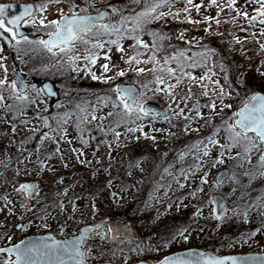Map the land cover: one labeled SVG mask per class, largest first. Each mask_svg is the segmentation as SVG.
Returning a JSON list of instances; mask_svg holds the SVG:
<instances>
[{
  "label": "rangeland",
  "instance_id": "1",
  "mask_svg": "<svg viewBox=\"0 0 264 264\" xmlns=\"http://www.w3.org/2000/svg\"><path fill=\"white\" fill-rule=\"evenodd\" d=\"M1 2H34L38 5L47 3L48 0H0ZM199 2L200 0H194V3ZM218 2L222 6L226 0ZM76 3L83 6L85 0H76ZM150 3L152 0H96V7L107 8L112 19L118 20L119 15L111 13V8L107 6L114 5L121 9L124 15H132ZM207 5L208 0H204V6L199 13L191 9L193 19L200 21L198 24L184 20L185 14L181 13L180 20L168 16L163 20L151 22L145 26L141 37L149 46L153 43V37L148 34L151 31L163 33L168 37L156 41L158 45H162L156 52L161 62L166 56L178 55L180 51H184L186 57H194V53L201 51L204 46L217 50L213 59L217 62L215 71L218 75L212 79H219L225 91L232 93L231 99L225 102L232 103L233 108L225 109V114H217L210 124H205L203 119H194L190 127L198 128L199 131L184 132V117L174 116L172 112L176 110L177 104H181L180 96L187 87H192L195 93L185 108V115H190L189 108L197 99L201 105H205L214 98L215 93L211 91L213 85L208 82L209 95L203 96L200 95L202 89L198 85L182 84L176 89L175 101L164 92H155L154 74L151 71H134L136 67H153L152 64L143 62L153 54L151 48L144 50L139 65L133 63L130 66L126 60L134 54V41L126 38L122 42L123 52L118 51L114 45L110 46L111 52L107 47L100 50L102 53H108L111 60L106 61L105 56L101 54L96 64L90 65L89 70L85 67L83 59L77 60L74 67L68 55L63 53L53 55L38 44L23 41L18 46V52L16 41L13 49H8L0 40V56L5 58L0 60V63L7 66L9 81L16 78L18 70L30 83L41 87L38 82L51 81L58 91L57 100L53 101L46 94H42L38 104L21 103L10 97L7 89L3 92L5 101L0 104V197L7 194L11 203L0 198V247L15 244L31 235L52 233L60 239L71 237L77 233L78 228L85 225L116 218L134 226L136 240L130 239L132 243L128 240L121 243L120 239H106L103 242L99 238L89 240L94 254L101 250L104 252L102 257L91 260L90 264H157L164 256L174 252L190 248L208 251L213 246H218L214 251L217 255L264 252V231L257 233L254 239H247L248 234L264 222V208L259 207L264 202V169L260 168L258 162L262 149H254L251 162H248L242 156H236L237 152L243 151L242 148L236 147L230 153L226 152L223 164H217L215 167L211 165L213 158L219 154L218 146H213L210 156L199 161L196 156L203 152L202 147L198 152L196 149L189 152L195 141L211 135L222 118L231 116L236 105L244 99L240 90L247 95L256 90L264 92V50L260 48V44L264 43V37L260 35L262 26L256 23L250 27L242 17L233 24L230 20L235 12L228 9H224V14L220 15L221 23L217 26L215 21L205 20L206 16L215 17L218 12L215 6ZM182 6L183 0H176L172 10ZM238 6L248 11L249 15L255 14L253 9L257 7L255 0H251L248 5H245V0H238ZM61 7L65 12L68 11L67 0H63L61 4H49L47 12H37L36 15L47 17V20L56 19L60 15L57 8ZM162 11L166 12L168 9L164 8ZM36 24L45 28L39 24L38 19ZM241 28L244 30L241 31ZM181 33L183 39L179 38ZM229 33L239 37L240 43H236ZM104 39L107 40V37ZM83 49L84 46L78 44L70 55L78 53L83 56ZM221 60L225 65L223 71L219 67ZM106 62L110 68L108 72H104L102 67ZM170 66L176 68L177 64L172 61ZM117 69H123L125 75H116ZM190 71L200 76L207 69L198 67ZM93 74L112 79L93 80ZM3 75L4 71L0 69V78ZM117 84L134 85L141 91H145L142 85L147 84L149 89H153L147 91V104L162 108L170 116V122L165 121L162 116L151 122L144 121L145 132L149 136H156L155 141L145 139L139 132L134 134L140 137L139 140L130 138L124 135L126 128L122 126L117 129L122 133L117 146L112 133L102 132L98 128L100 121L92 120L91 115L79 125V129L77 128L78 117L94 110L97 116L111 111L110 106L105 107L101 100L112 96L111 90ZM29 94L33 97L36 95L31 90ZM6 105L14 107L9 109ZM80 108L86 109V113H81ZM201 110L207 118L209 109L202 107ZM64 113L70 115L63 117ZM45 116H48L51 122L49 128L45 126ZM62 119H66L67 123H60ZM110 119H105L101 127L107 129ZM153 128L157 131H153ZM64 131L66 135L61 138ZM43 133H48V136L45 137ZM81 134L88 140L87 145L81 142ZM226 135L221 131V143H229ZM181 152L188 154L180 158ZM38 158L45 160L46 164H38ZM136 161H139V166L130 168V162L134 164ZM196 163L203 165L201 171L196 170ZM181 169L188 175L187 180L183 179ZM222 170H229L230 174L234 173L236 176L235 182L228 181L219 189V192L224 194L229 209L224 220L218 221L210 215L214 205L202 207L203 214L194 216L196 207L206 204L214 188L213 181ZM203 171H208L209 183L204 186L203 193L198 192L196 197H192L189 193L200 184ZM177 180L179 184H184L183 188ZM24 182L37 184L38 195L26 199L25 195L14 190L13 185L18 187L19 183ZM233 189L235 191H232ZM73 202L76 205L74 214ZM22 203L30 210L22 208ZM92 203L96 205L95 216L92 215ZM61 204L63 208L60 207ZM249 205L252 207L249 208L247 220L232 211L238 208L243 213ZM8 209L13 211L10 213ZM45 223L48 227L44 226ZM19 225H22V228L17 230ZM61 227L64 228L63 234L60 232ZM185 227L188 228L186 234L189 239L173 240L172 236L176 230ZM8 235L11 236V241L7 239ZM242 236L247 242H241ZM138 245L144 250L141 251ZM133 248L136 250L131 251Z\"/></svg>",
  "mask_w": 264,
  "mask_h": 264
},
{
  "label": "snow or ice",
  "instance_id": "2",
  "mask_svg": "<svg viewBox=\"0 0 264 264\" xmlns=\"http://www.w3.org/2000/svg\"><path fill=\"white\" fill-rule=\"evenodd\" d=\"M63 0H48L47 3H41L38 5L24 4L21 6L22 10L16 15H10L8 9L12 8L13 5L0 4V36H5V38H10V40L16 41L17 51L19 52V45L21 41L27 43H38L47 52L56 55L57 53H63L68 55L69 61L75 67L77 60L83 59L85 61V67L89 68L90 65H95L99 55L103 54L106 61H110L111 57L108 53H102L100 50L108 48L111 52L112 45L116 46L118 51L123 52V40L131 39L134 41V54L127 57L126 63L130 66L135 63L139 65L142 60L141 57L144 50H151L153 54L148 57L144 63H150L153 65L151 69H146L142 67H136L134 71L136 73H142L145 71H151L154 74V84L156 87L154 91L166 93L172 101L177 99L176 89H178L182 84L199 86L202 91L200 95L208 96L209 88L208 82L213 85L211 91L215 93L214 98L210 99L207 104L201 105L200 101L197 99L189 108L190 115H185V108L188 107V101L195 95L192 87H187L186 91L180 96L181 104H177L176 110H173L172 115L180 117L183 116L185 120L184 132L189 131H199V129H192L190 127L191 122L194 119H203L205 124H210L211 119L217 114H225V109H232V103H226V100H230L232 97L231 92H226L223 85L220 84L219 79L213 80V76H217L215 68L217 62L213 59L216 55L217 50L208 46H204L199 52L194 53V57H186L184 51H180L178 55L166 56L161 62L156 55L159 48L162 45L156 43L157 39L164 40L167 39L163 33H158L151 31L148 34L153 37V43L151 46L147 44L141 37L145 31V26L153 21L163 20L165 17L171 16L173 19L180 20L181 13H184L183 19L192 24H198L200 21L194 20L191 15V9H195L197 13L200 12L201 7L204 6V0H200L199 3H194V0H183V6L176 8L173 11V7L176 0H152V3L145 4V6L138 12L132 15H124L122 10L114 5L107 6L111 8V13L119 15L118 20H113L107 8L101 9L96 7V0H85L83 6L76 3V0H67L69 5L68 11L65 12L64 9L57 8V12L60 13L59 17L52 20H47V17H37L36 13L47 12L49 4H61ZM251 3V0H245V5ZM257 7L253 9L255 14L249 15L248 11L243 10L238 6V0H226V2L221 4L218 0H208V7L215 6L218 9L217 15L206 16V21H215L216 25L219 26L221 20L219 19L221 14H224V9H228L230 12L234 11L235 15L231 17L230 22L237 23L238 18L242 17L247 20L249 26L259 23L262 27L260 28V35L264 37V0H255ZM167 8L168 11H162V9ZM39 20V24L45 28L51 26V30L48 31V39H40L39 41H29V38L23 33L19 32L21 24H32L35 25ZM211 29V25H208V30ZM241 31L244 29L241 28ZM233 39L236 43H240V38L234 36ZM254 35V34H253ZM107 37V40L104 38ZM183 39V33L179 36ZM84 46V55L80 54L70 55L77 48V45ZM231 47V45L229 46ZM260 48L264 50V43L260 44ZM2 51V49H0ZM5 59L0 56V60ZM172 61L177 64L176 68L170 66ZM209 61L211 64L209 65ZM104 72L110 70L109 64L106 62L102 65ZM206 68L207 71L203 75L196 76V74L190 69L196 68ZM219 67L221 71L224 70L225 65L223 60L220 61ZM0 69H3L4 75L0 78V104L5 101V96L3 94L4 90L7 89L10 97H13L16 101L26 104H38L42 97V94L53 95V91L50 85L45 84L42 87H38L36 84H32L29 81L23 79L22 76H17L16 79L9 81L7 77V66L0 63ZM116 75L124 76L125 72L123 69H117ZM92 79H103L105 81L112 79L108 76H100L93 74ZM227 76L225 80L227 81ZM169 81H174L170 83ZM163 85V87H159ZM219 87V91H217ZM145 91H141L134 85H121L117 84L111 90L113 95L106 96L101 100V103L105 107L111 108L105 115L97 116L95 110L92 113H86V109L80 108L81 113H86L82 117H78L77 128L79 125L84 123L88 119V115H91L92 120H99L100 125L98 128L107 134L111 132L115 141H117V146H119V141L121 139L122 133L117 129L122 126L126 128L124 135L129 136L139 140L140 137L134 135L135 133H142L145 139L156 140V136H149L145 132L144 121L149 122L156 120L161 116V113L155 112L147 104V91H153L149 89L147 84L142 85ZM29 90L35 92V97L29 94ZM219 105V111H217ZM7 108L11 109L13 105H6ZM79 107V106H77ZM202 107H207L209 109L207 118H205L202 112ZM39 115V113H37ZM69 113H64L63 117H68ZM110 119L109 127L104 129L101 127L105 119ZM47 117L44 118V122L47 125ZM163 119L170 122V116L167 112L163 113ZM139 121L140 123H137ZM25 123H27L25 121ZM60 123H67L66 119H62ZM12 131H15L13 126ZM153 131L157 129L153 128ZM221 131H224L226 135V140L229 141L228 144L221 143L219 135ZM45 137L48 133H43ZM66 135V131L61 133V138ZM81 142L84 145L88 144V140L83 138L81 134ZM219 147V154L217 157L213 158V163L211 167H215L217 164L224 163V156L226 152H231L232 149L236 147L242 148V153L237 152L236 156L241 157L248 162H251V153L254 149L260 148L262 151L259 154V165L261 169H264V94L260 92H254L247 95L246 98L240 100L236 105L234 111H232L231 116L227 119H221L219 125H217L211 135L204 137L203 139H198L195 141L192 149H196L197 152L199 148H203V152L196 156L199 161L203 157H208L211 154L212 147ZM111 147V145H109ZM59 151V149H57ZM73 151H76L73 149ZM187 152H181L180 158L187 155ZM51 157H49L50 159ZM79 158V157H77ZM38 164L44 166L46 164L45 160L36 161ZM139 161L134 164L130 162L129 167H138ZM171 167V165L169 166ZM197 171H201L203 165L200 163L195 164ZM168 171V169H165ZM131 174V173H129ZM181 174L183 179L187 180L188 175L181 169ZM195 175V173H193ZM208 171H203L200 176V184L197 188L189 193L190 196L196 197L197 193H203L204 186L209 183ZM228 181H236V176L234 173L229 174V171L222 170L218 174L213 183L214 188L212 193L209 195L206 204L197 206L194 212V216L202 215V207L207 205H215L211 208L210 215L213 216L218 221H223L229 209L225 206L224 194L219 192V189L223 187ZM179 184V180H177ZM109 184L111 182L109 181ZM181 188L184 184H179ZM16 192L25 195L26 199H32L38 195V185L35 183H19L18 187L13 185ZM232 191H235L233 189ZM115 196V193H113ZM8 203L7 194L0 197ZM260 199V198H258ZM22 208L27 209L26 204L22 203L20 205ZM171 206V205H170ZM63 208V204L60 205ZM251 205L245 207L243 213L239 209H233V213L236 215H242L245 220L248 219V211ZM259 207L264 208V202H262ZM92 215L95 216L96 205L91 204ZM11 213L13 209H8ZM76 211V205L73 202L72 213ZM43 219V217H41ZM48 227L47 223L44 225ZM264 231V222L261 223L260 227L251 231L248 234L247 239H254L257 233ZM61 234L64 232V228H60ZM188 228L177 229L173 234L172 239L176 240L180 238L183 241H187L189 236L186 234ZM99 238L101 242L106 239L115 241L120 239L123 243L128 240L132 243L127 234V229L121 230L118 227H109L104 221L97 222L93 225H85L82 228H78L77 233L73 234L71 237H65L63 239H57L56 236L48 234L40 237H35L32 239L21 240L15 244H9L6 247H0V264H90L93 259H98L102 257L104 252L101 250L98 254H94L92 251V245L89 244V240H96ZM7 239L11 241V236L8 235ZM241 242H247L244 236L241 237ZM140 248L141 251L144 249ZM133 248L131 251H135ZM158 250V249H157ZM115 254V253H113ZM157 264H264V252L261 253H250L246 255H214L207 251H202L199 249H185L183 251L174 252L170 255L164 256L160 259Z\"/></svg>",
  "mask_w": 264,
  "mask_h": 264
},
{
  "label": "water",
  "instance_id": "3",
  "mask_svg": "<svg viewBox=\"0 0 264 264\" xmlns=\"http://www.w3.org/2000/svg\"><path fill=\"white\" fill-rule=\"evenodd\" d=\"M30 4H33V5H35L34 3H32V2H29ZM29 3H0V4H8V5H13V7L12 8H10V9H8V12H9V14L10 15H16V14H18L19 13V11H21L22 10V8H21V6L22 5H24V4H29ZM22 25L23 24H21V26H20V28H19V30L18 31H20V30H22ZM23 34L24 35H26V34H31L30 32H28V31H24L23 32ZM0 38L4 41V42H8V38H5V36H0ZM48 39V38H47ZM22 76L23 77V79H25L26 80V78L17 70V76ZM17 78V77H16ZM27 81V80H26ZM45 84H48V85H50L51 86V88H52V91H53V95H47L48 97H51L52 99H54V100H57L58 99V92H56V90H55V87H54V85L50 82V81H45L44 83H42V86L43 85H45ZM255 92H260L261 94H264V92H262V91H260V90H257V91H255ZM254 93V92H253ZM151 108H153L154 110H155V112H158V113H161V116L163 117V113H165L161 108H159V107H157V106H155V105H149ZM45 117H47L48 118V116H45ZM44 117V118H45ZM45 126H46V128H49L50 126H51V122H50V120H49V118L47 119V125L45 124ZM227 171H229V170H227ZM221 173V171L218 173V174H220ZM217 174V175H218ZM229 174H230V172H229ZM223 202L225 203V206L228 208V206H227V203H226V201L225 200H223ZM101 221H104L105 223H106V225L107 226H109V227H118V228H120L121 230H123V229H127V234H128V236H129V239H133V240H135L136 239V231H135V229H134V227L131 225V224H128V223H124V222H122V221H120V220H118V219H103V220H100V221H98V222H101ZM95 224V223H94ZM89 225H93V224H89ZM19 228V227H18ZM48 234H51V233H48ZM48 234H45V235H48ZM51 235H53V234H51ZM40 236H44V235H31V236H29V237H26L25 239H32V238H35V237H40ZM25 239H23V240H25ZM200 250V249H199ZM203 251V250H202ZM207 252H210L211 254H214V255H216L215 253H213L212 251H207ZM248 254H250V253H248ZM235 255H246V254H235ZM226 256V255H225ZM104 264H110V263H104ZM136 264H147V263H145V262H140V263H136Z\"/></svg>",
  "mask_w": 264,
  "mask_h": 264
},
{
  "label": "flooded vegetation",
  "instance_id": "4",
  "mask_svg": "<svg viewBox=\"0 0 264 264\" xmlns=\"http://www.w3.org/2000/svg\"><path fill=\"white\" fill-rule=\"evenodd\" d=\"M23 29L31 32V34H27V37L29 38L30 41H39L40 39H46L48 37L47 33H48V31L51 30V26H49L47 28H42L37 24H35V25L23 24ZM14 44H15V41L10 40V38H8V42L4 45H5V47H8V46L14 47ZM34 44H38V43H34ZM21 228H22V225H19V228L17 227L16 229L20 230Z\"/></svg>",
  "mask_w": 264,
  "mask_h": 264
},
{
  "label": "trees",
  "instance_id": "5",
  "mask_svg": "<svg viewBox=\"0 0 264 264\" xmlns=\"http://www.w3.org/2000/svg\"><path fill=\"white\" fill-rule=\"evenodd\" d=\"M239 72V71H238ZM241 92H243V98H246L247 97V94H246V92H244L243 90H240ZM247 91V90H246ZM217 247L218 246H213L212 248H211V250L212 251H215L216 249H217Z\"/></svg>",
  "mask_w": 264,
  "mask_h": 264
}]
</instances>
